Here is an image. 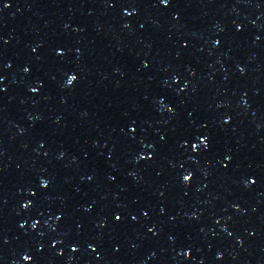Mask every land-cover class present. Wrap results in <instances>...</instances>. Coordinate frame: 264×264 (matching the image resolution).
Masks as SVG:
<instances>
[{
	"label": "snow or ice",
	"instance_id": "1",
	"mask_svg": "<svg viewBox=\"0 0 264 264\" xmlns=\"http://www.w3.org/2000/svg\"><path fill=\"white\" fill-rule=\"evenodd\" d=\"M185 179H187V177Z\"/></svg>",
	"mask_w": 264,
	"mask_h": 264
}]
</instances>
